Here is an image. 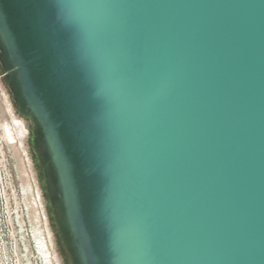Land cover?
<instances>
[{"label":"water","instance_id":"obj_1","mask_svg":"<svg viewBox=\"0 0 264 264\" xmlns=\"http://www.w3.org/2000/svg\"><path fill=\"white\" fill-rule=\"evenodd\" d=\"M0 65L70 264H264V0H0Z\"/></svg>","mask_w":264,"mask_h":264},{"label":"rangeland","instance_id":"obj_2","mask_svg":"<svg viewBox=\"0 0 264 264\" xmlns=\"http://www.w3.org/2000/svg\"><path fill=\"white\" fill-rule=\"evenodd\" d=\"M0 67H2L0 65ZM15 99L0 74V264H65L50 239L45 219L46 201L38 172L22 144L11 108ZM21 114V115H20ZM31 123V122H30ZM32 124V123H31ZM28 150L31 147L26 146ZM54 246V247H53Z\"/></svg>","mask_w":264,"mask_h":264},{"label":"bare ground","instance_id":"obj_3","mask_svg":"<svg viewBox=\"0 0 264 264\" xmlns=\"http://www.w3.org/2000/svg\"><path fill=\"white\" fill-rule=\"evenodd\" d=\"M2 72H3L2 67H0V74H2ZM14 106L15 105H11V108L14 109ZM15 107L18 110L17 105ZM16 115H17V113L15 111H13V119H14V122L16 125V130L18 132V136L20 138V142L22 144V149H24V151L26 153L27 152L30 153V156L32 157V160L34 162V166L38 172L39 186H40V189L42 191L39 193V195H40L39 199H41L43 196V198L46 201V209L47 210H45V212H47V213H45V219L47 222V230H48L49 237L54 242V245L60 250L62 258H63V262L65 264H70L67 252H66L65 247L61 241V237H60L58 229L56 227L51 202H50V199L48 197L47 190L45 188V181H44V177H43V172L39 166V163L37 160V155H36V152L34 150V146H33L34 128H33V125L30 123L29 119L23 117L21 114H20L21 117H23L21 119H19ZM26 146L31 147V149L28 150L26 148Z\"/></svg>","mask_w":264,"mask_h":264}]
</instances>
